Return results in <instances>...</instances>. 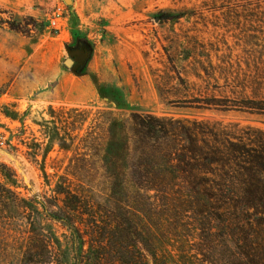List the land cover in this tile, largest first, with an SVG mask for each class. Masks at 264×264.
<instances>
[{
	"label": "rangeland",
	"instance_id": "374dc122",
	"mask_svg": "<svg viewBox=\"0 0 264 264\" xmlns=\"http://www.w3.org/2000/svg\"><path fill=\"white\" fill-rule=\"evenodd\" d=\"M70 53L86 60L79 75ZM262 103L264 0H0V185L21 207L0 208V264H75L70 232L37 202L86 233L91 261L148 242L173 264H217L203 230L215 211L191 182L211 191L236 169L227 157L255 148L264 113L247 107ZM109 113L173 122L156 153L164 181L137 169L148 144L133 128L118 162L126 134ZM234 248L228 236L217 246Z\"/></svg>",
	"mask_w": 264,
	"mask_h": 264
},
{
	"label": "trees",
	"instance_id": "16d2710c",
	"mask_svg": "<svg viewBox=\"0 0 264 264\" xmlns=\"http://www.w3.org/2000/svg\"><path fill=\"white\" fill-rule=\"evenodd\" d=\"M255 105L257 106H248L247 109L264 113V103ZM13 113L15 115L16 112ZM5 114L8 115L7 113ZM109 114L115 119L113 123L115 128L126 134L125 137L121 136V144L123 146L121 147V153H119L121 158L118 159V162L124 160L125 154L122 151L131 148V136H127V129L129 127L133 128L135 132L134 137L148 144V148L145 147V150H148L136 157L137 169L139 171L140 169L145 171L146 168L153 169L149 178L151 184L154 181L155 183L156 181H164L166 174L159 171L162 170L163 166L156 153L161 150V142L174 131L173 122L149 115L138 116L133 114L131 118L127 119L114 116L113 113ZM256 133L259 139L255 144V148L246 150V155L242 157L235 155L227 157V165L229 167H236V169L238 167V170L232 168L224 176L216 174L220 178L217 181L211 180L214 185L211 191L198 188L197 185L200 183L191 182L196 184V189L193 188L195 189L193 193L196 195L199 204L206 202L204 208H208L209 206L210 209L215 211V213H212L215 227L208 226L204 227L203 230L207 233V236L204 235L205 240L210 241H208L210 243L208 244L210 246L209 252L213 253L215 257L219 255L216 261L217 264H264V133L259 131ZM151 143L156 145L155 148H152L155 153H150L151 151H149ZM231 146L236 148L235 144H231ZM163 156L165 159L168 158L173 161L170 155L163 154ZM196 156L195 150L192 149L191 156L187 158L197 161ZM205 157L207 159V156ZM169 160L166 161L168 166L171 162ZM177 161L179 165L191 168L189 170L186 168L182 169V173L188 175V180L192 181L193 174L190 172L192 165L187 162L185 157H181ZM106 178L115 185L118 184L120 179L119 175L116 176L114 173L108 174ZM165 188L166 184L165 186H161V189ZM19 202V198L16 195L0 185V208L5 207L7 209L13 208L19 210L21 209ZM37 204L42 207L50 220L61 224L70 232L71 250L75 264H89V262L99 264L102 261H105L104 264H173L167 261L169 259L164 256L162 259V254H159L158 250L150 249L151 246L148 242H146L147 250L144 249L139 255H135L129 251L125 252L121 249L118 251L117 260L109 262L105 256H96L95 260L91 261L94 254L90 238L88 240L86 233L79 229L74 220L70 216L61 213L49 212L45 204L41 202H37ZM133 210L135 211L133 207L128 206L124 212L126 214L128 212L130 215L134 212ZM213 230L215 232L210 234L209 231L212 232ZM214 234L215 236H211ZM226 236L230 237L235 248L234 250L219 254L217 246ZM125 237L127 239L128 236Z\"/></svg>",
	"mask_w": 264,
	"mask_h": 264
},
{
	"label": "flooded vegetation",
	"instance_id": "af4514ba",
	"mask_svg": "<svg viewBox=\"0 0 264 264\" xmlns=\"http://www.w3.org/2000/svg\"><path fill=\"white\" fill-rule=\"evenodd\" d=\"M72 51H83V52H88V48L85 44H78L77 47H73L71 48ZM69 59H71L73 61V66L72 68H77V70L79 72L82 71V68L84 67V64L86 63V60L84 59V57L82 56H76V55H73V56H69ZM71 69V68H70Z\"/></svg>",
	"mask_w": 264,
	"mask_h": 264
},
{
	"label": "water",
	"instance_id": "95a60500",
	"mask_svg": "<svg viewBox=\"0 0 264 264\" xmlns=\"http://www.w3.org/2000/svg\"><path fill=\"white\" fill-rule=\"evenodd\" d=\"M70 2H71V0H66V3L69 4ZM70 55L72 56L71 53H70ZM65 65H66L68 68H71L75 74L79 75V74L77 73L76 69H75V68H72V66H73V61H72L71 59H67V60L65 61Z\"/></svg>",
	"mask_w": 264,
	"mask_h": 264
},
{
	"label": "built area",
	"instance_id": "2783aa9c",
	"mask_svg": "<svg viewBox=\"0 0 264 264\" xmlns=\"http://www.w3.org/2000/svg\"><path fill=\"white\" fill-rule=\"evenodd\" d=\"M52 24H53L54 26H56V27L58 26V22H57V21H53Z\"/></svg>",
	"mask_w": 264,
	"mask_h": 264
}]
</instances>
